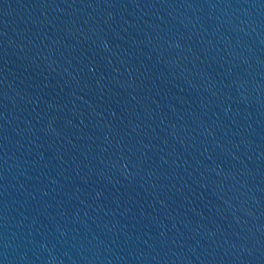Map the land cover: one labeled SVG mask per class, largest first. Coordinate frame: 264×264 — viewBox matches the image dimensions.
<instances>
[{"label": "water", "instance_id": "1", "mask_svg": "<svg viewBox=\"0 0 264 264\" xmlns=\"http://www.w3.org/2000/svg\"><path fill=\"white\" fill-rule=\"evenodd\" d=\"M0 264H264V70L0 0Z\"/></svg>", "mask_w": 264, "mask_h": 264}]
</instances>
